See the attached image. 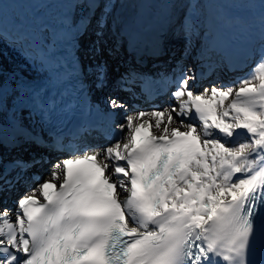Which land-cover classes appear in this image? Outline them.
Listing matches in <instances>:
<instances>
[{
    "label": "snow or ice",
    "instance_id": "obj_1",
    "mask_svg": "<svg viewBox=\"0 0 264 264\" xmlns=\"http://www.w3.org/2000/svg\"><path fill=\"white\" fill-rule=\"evenodd\" d=\"M100 2L89 0L93 14ZM108 11L105 2L98 37ZM6 22L0 16V28ZM11 23L14 43L30 38L23 21ZM180 27L186 38L197 32L192 12ZM195 78L188 70L176 77L178 105L126 115L111 146L52 139L51 151L71 155L15 209H0V264H257V251L264 254V60L236 81L235 92L224 84L197 90ZM145 116L154 123L136 122ZM38 162L47 161L32 166ZM22 163L16 176L0 174V193L25 181Z\"/></svg>",
    "mask_w": 264,
    "mask_h": 264
},
{
    "label": "bare ground",
    "instance_id": "obj_2",
    "mask_svg": "<svg viewBox=\"0 0 264 264\" xmlns=\"http://www.w3.org/2000/svg\"><path fill=\"white\" fill-rule=\"evenodd\" d=\"M119 1L124 3V6L122 5L120 7L121 8L120 9V16H119V19L116 21L117 23L113 24L110 22V20H107L108 15L106 14V21H107L106 26H111V25H114V26L109 27V29L106 32H104V29H103V36L98 37L96 35V33L99 30L97 28V20L99 18L93 17V19L89 25V30L87 33L88 35L86 37H84L81 41V50L84 53L96 55L102 61H104L103 63H109L110 69L115 67V65L117 68H119V66H121V64H123L124 61H133L134 60L133 56L131 54H129L126 50H124L123 40L120 39L123 36V32L129 31L130 27L141 26L143 24V20L146 19L147 14L150 17V15H149V14H151L150 10L154 11V9L157 7V9H159V11L164 12V5L165 6H171L170 0H163L160 5H159L158 0H132L131 2L130 1L126 2V0H117L118 3H119ZM129 3L131 5H133L132 10H128ZM191 12L193 13V17H195L197 9H193V10H191ZM159 26L161 28H164V26H166V23L161 24ZM157 27L158 26H155L154 28H157ZM110 28H113L114 31H110ZM128 35H129V33L127 34V36ZM98 41H99V43H98ZM164 42H165L164 51L162 52L161 55H159L157 57V60L168 64L172 68L175 66L178 67L180 65H185V64L187 65L186 67H189L188 65H190V64H188V58L193 56V54L195 53V48H197L198 50L202 49V47H201V49L198 48L199 44L195 43L192 36L189 38V42L186 44L183 51H182L183 48H180V49L175 48L176 43H174L172 41H169V40L167 41V39H165ZM91 43H92V46L90 48ZM178 45L183 46L184 43L179 42ZM0 49H4V47L2 45H0ZM7 54L10 55V57H11L10 63H15V65H16L15 70H21V69H23V67H27L25 65V63L20 58H18L16 56L15 53H11V54L7 53ZM137 67H141V64H138ZM188 71H189V76H192L193 71L192 70H188ZM120 75H123V73H120ZM212 85H215L218 87L219 83L217 80H215ZM225 85H231L232 86V84H225ZM107 86L108 87H114L113 78H111V77L108 78ZM231 99H232V97L229 98V101H227V103H229ZM178 103L179 102H177V101H173L172 104L178 105ZM166 107H164V108H166ZM164 108H162V109H164ZM145 120H148L149 122L154 123V121H152L151 118L148 116L142 117L139 119V121H136V122H144ZM123 123L126 124V122H123ZM173 126H177V125L174 124ZM181 130H183V129H181ZM122 142L123 141H121V143ZM37 152H38V155L36 158L37 159L41 158L44 161V157L46 156L44 151L39 150ZM6 154H10L13 156L19 155L18 152L15 151L14 149H11L10 152H7L6 148L3 150H0V156L1 157H3ZM5 158L13 159L11 156H6ZM20 158H23V157L20 156ZM29 158L31 160H34L33 155H30ZM61 158H64V157L58 158L56 155L52 154V155H50L49 160L47 162L35 163V166H32L31 168H29L27 170L26 174L29 175L30 171H34V172L39 173V175L41 177H45V179L49 178L48 177L49 169L52 167V165L58 159H61ZM41 159H40V161H41ZM36 180L37 179H30L27 187L16 184L15 189L12 190L11 192L2 193L0 195V209L5 208V207H7L8 209H15V207L13 206V203L11 201L12 197L15 194H17L18 192H21L22 190L28 191L30 188L36 187ZM7 193H8V195H7ZM10 214L12 216H14V212H10Z\"/></svg>",
    "mask_w": 264,
    "mask_h": 264
},
{
    "label": "rangeland",
    "instance_id": "obj_3",
    "mask_svg": "<svg viewBox=\"0 0 264 264\" xmlns=\"http://www.w3.org/2000/svg\"><path fill=\"white\" fill-rule=\"evenodd\" d=\"M116 2H115V10L117 11V13L120 15V7L123 5L124 6V3H122L121 1H119V3H117V0H115ZM127 1H132V0H126V2ZM163 0H158V2H159V5L161 4V2H162ZM200 1V4L202 3V2H205L206 0H199ZM202 1V2H201ZM225 1H230V2H232V3H234V4H236V5H239V4H241V5H245V6H247V7H250L251 9L252 8H254V13H253V15H261V17H263V19H264V0H257V1H254V0H225ZM133 5H131L130 3H129V8H128V10H132L133 8ZM161 12V11H160ZM164 12L165 13H167L168 12V14L170 13V11H169V7L168 6H165L164 5ZM155 13H158L159 14V9H157V7L155 8ZM202 14L203 13H200V14H195V21H197V19L199 18V17H201L202 16ZM174 16V15H173ZM172 18V17H171ZM119 19V18H118ZM108 20V19H107ZM109 20H110V22L111 23H113V24H116L117 22V20H115V19H113L112 18V11H111V14L109 15ZM114 25H111L110 27H113ZM122 26V25H121ZM109 28H108V26L105 28V32L108 30ZM110 31H114V29L113 28H110ZM123 37V36H122ZM122 37L120 38V39H122ZM10 55H8L7 54V52H6V50L5 49H0V69H2V68H4V67H6V68H9V69H12V70H14L15 68H16V65L15 64H13V63H10ZM5 59V60H4ZM104 62V61H103ZM250 71H251V69H250ZM239 79H241V77L239 78ZM252 83L253 84H258L259 83V81L258 80H253L252 81ZM213 86H215V85H213ZM242 85L241 84H239V85H234L233 87H234V92L236 91V90H238L239 89V87H241ZM226 104H227V101H226ZM184 130V129H183ZM42 178H45V177H42ZM23 194L25 193V192H27L26 190H23V191H21ZM6 195V194H5ZM7 195H8V193H7ZM16 196H17V194H15L12 198V200H15V198H16Z\"/></svg>",
    "mask_w": 264,
    "mask_h": 264
},
{
    "label": "trees",
    "instance_id": "obj_4",
    "mask_svg": "<svg viewBox=\"0 0 264 264\" xmlns=\"http://www.w3.org/2000/svg\"><path fill=\"white\" fill-rule=\"evenodd\" d=\"M254 1H257V0H254Z\"/></svg>",
    "mask_w": 264,
    "mask_h": 264
}]
</instances>
